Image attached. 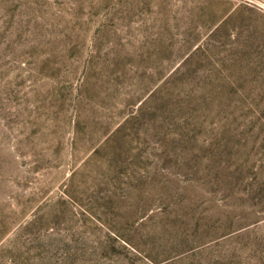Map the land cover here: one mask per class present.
Instances as JSON below:
<instances>
[{"label": "rangeland", "instance_id": "rangeland-1", "mask_svg": "<svg viewBox=\"0 0 264 264\" xmlns=\"http://www.w3.org/2000/svg\"><path fill=\"white\" fill-rule=\"evenodd\" d=\"M0 264H264V0H0Z\"/></svg>", "mask_w": 264, "mask_h": 264}]
</instances>
